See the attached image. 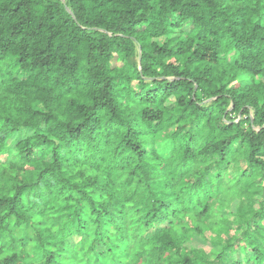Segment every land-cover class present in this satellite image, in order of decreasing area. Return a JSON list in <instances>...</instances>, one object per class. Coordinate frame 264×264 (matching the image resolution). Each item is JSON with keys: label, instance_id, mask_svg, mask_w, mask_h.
I'll return each mask as SVG.
<instances>
[{"label": "trees", "instance_id": "1", "mask_svg": "<svg viewBox=\"0 0 264 264\" xmlns=\"http://www.w3.org/2000/svg\"><path fill=\"white\" fill-rule=\"evenodd\" d=\"M0 264H264V0H0Z\"/></svg>", "mask_w": 264, "mask_h": 264}, {"label": "rangeland", "instance_id": "2", "mask_svg": "<svg viewBox=\"0 0 264 264\" xmlns=\"http://www.w3.org/2000/svg\"><path fill=\"white\" fill-rule=\"evenodd\" d=\"M112 65H121V62L117 61V59L114 57L112 59ZM27 131L22 132L21 134H19V137H16L15 140H13L10 144L13 145V143H16V141L25 136ZM186 244L188 246H202L206 249H209V242L205 241L204 239L200 238V237H193L192 239H190L188 242H186Z\"/></svg>", "mask_w": 264, "mask_h": 264}]
</instances>
